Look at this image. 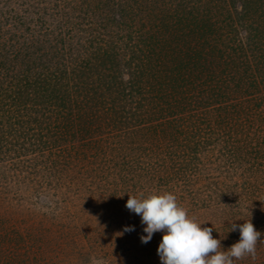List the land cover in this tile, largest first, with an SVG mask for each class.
Masks as SVG:
<instances>
[{
	"label": "trees",
	"instance_id": "1",
	"mask_svg": "<svg viewBox=\"0 0 264 264\" xmlns=\"http://www.w3.org/2000/svg\"><path fill=\"white\" fill-rule=\"evenodd\" d=\"M164 193L264 264V0H0V264H161Z\"/></svg>",
	"mask_w": 264,
	"mask_h": 264
},
{
	"label": "clouds",
	"instance_id": "2",
	"mask_svg": "<svg viewBox=\"0 0 264 264\" xmlns=\"http://www.w3.org/2000/svg\"><path fill=\"white\" fill-rule=\"evenodd\" d=\"M126 208L141 216V223L146 225V235L141 236L143 243H148L154 233L163 232L157 249L161 264H233L234 258L251 255L254 259L257 243L261 241L262 233L251 219L240 225L233 223L231 231L238 228L240 239L225 250L221 239L213 237V228L196 223L171 193L139 199L129 196Z\"/></svg>",
	"mask_w": 264,
	"mask_h": 264
},
{
	"label": "rangeland",
	"instance_id": "3",
	"mask_svg": "<svg viewBox=\"0 0 264 264\" xmlns=\"http://www.w3.org/2000/svg\"><path fill=\"white\" fill-rule=\"evenodd\" d=\"M118 247V246H117ZM97 264H102V263H97Z\"/></svg>",
	"mask_w": 264,
	"mask_h": 264
}]
</instances>
